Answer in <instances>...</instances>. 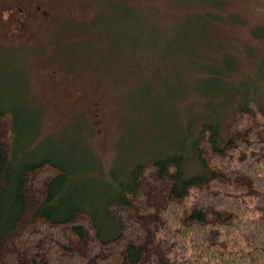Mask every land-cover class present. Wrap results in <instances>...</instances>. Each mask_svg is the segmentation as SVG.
Wrapping results in <instances>:
<instances>
[{"label":"rangeland","instance_id":"1","mask_svg":"<svg viewBox=\"0 0 264 264\" xmlns=\"http://www.w3.org/2000/svg\"><path fill=\"white\" fill-rule=\"evenodd\" d=\"M9 1L17 4L0 0V106L18 109L29 158L74 168L80 158V167L110 178L121 163L157 151L150 116H160L167 138L189 128L205 99L197 86L236 88L209 105L220 118L236 110L239 94L264 105V0L212 8L203 0H40L46 17L19 35ZM214 63L225 84L209 74ZM144 79L151 83L141 87Z\"/></svg>","mask_w":264,"mask_h":264},{"label":"trees","instance_id":"2","mask_svg":"<svg viewBox=\"0 0 264 264\" xmlns=\"http://www.w3.org/2000/svg\"><path fill=\"white\" fill-rule=\"evenodd\" d=\"M222 67L209 72L220 82ZM201 87L189 128L167 138L150 116L157 151L110 178L80 158H29L18 109L0 106V264H264V105L239 94L220 118L211 106L236 88Z\"/></svg>","mask_w":264,"mask_h":264},{"label":"flooded vegetation","instance_id":"3","mask_svg":"<svg viewBox=\"0 0 264 264\" xmlns=\"http://www.w3.org/2000/svg\"><path fill=\"white\" fill-rule=\"evenodd\" d=\"M17 4L13 5L12 1L6 2L5 6H14L16 12L13 15V20H15L17 25L16 34H24L29 31L28 24L34 19L43 20L46 17V12L41 11L43 2L40 0H15ZM23 7V8H22ZM27 7H30L27 8Z\"/></svg>","mask_w":264,"mask_h":264}]
</instances>
